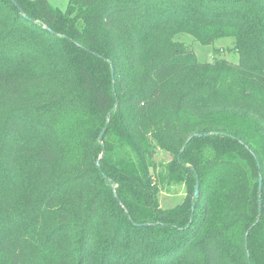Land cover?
Masks as SVG:
<instances>
[{
    "label": "trees",
    "instance_id": "obj_1",
    "mask_svg": "<svg viewBox=\"0 0 264 264\" xmlns=\"http://www.w3.org/2000/svg\"><path fill=\"white\" fill-rule=\"evenodd\" d=\"M66 1L0 0V264H264V0Z\"/></svg>",
    "mask_w": 264,
    "mask_h": 264
},
{
    "label": "rangeland",
    "instance_id": "obj_2",
    "mask_svg": "<svg viewBox=\"0 0 264 264\" xmlns=\"http://www.w3.org/2000/svg\"><path fill=\"white\" fill-rule=\"evenodd\" d=\"M48 2L53 7L61 10H64L67 5L66 0H48ZM177 38L194 51L196 58L200 62L212 61L215 57L224 58L231 62L237 61V55L233 51H230V48L233 46L232 37L219 38L210 45H203L200 42L194 40L193 37L188 34H180ZM219 48L220 50L214 54V49ZM156 159L167 161V159H169V155L159 151V153L156 155ZM182 196L183 187L180 185H172L162 191L160 201L162 206L172 205L179 201Z\"/></svg>",
    "mask_w": 264,
    "mask_h": 264
},
{
    "label": "water",
    "instance_id": "obj_3",
    "mask_svg": "<svg viewBox=\"0 0 264 264\" xmlns=\"http://www.w3.org/2000/svg\"><path fill=\"white\" fill-rule=\"evenodd\" d=\"M20 10V9H19ZM20 13L23 14L22 10H20ZM118 102H117V99L115 100V107L117 106ZM109 116V114H108ZM105 129L106 127H103L102 130L100 131L99 135H98V140L100 142V144L103 146V143H102V138H103V134L105 132ZM199 136L201 134H198ZM103 153V151H102ZM102 155V154H101ZM97 166L99 167V162L97 161ZM194 196H196L198 194V181L195 183L194 185ZM115 197L117 198L116 194H115ZM260 197H261V177L259 176V186H258V210H259V216H260V208H261V200H260Z\"/></svg>",
    "mask_w": 264,
    "mask_h": 264
}]
</instances>
